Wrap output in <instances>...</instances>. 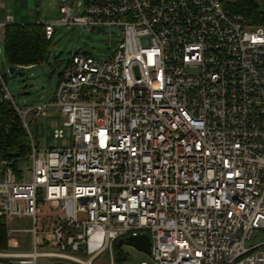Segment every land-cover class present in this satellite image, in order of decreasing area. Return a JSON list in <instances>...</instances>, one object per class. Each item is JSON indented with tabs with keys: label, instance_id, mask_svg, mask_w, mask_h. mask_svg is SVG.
Returning <instances> with one entry per match:
<instances>
[{
	"label": "built area",
	"instance_id": "2783aa9c",
	"mask_svg": "<svg viewBox=\"0 0 264 264\" xmlns=\"http://www.w3.org/2000/svg\"><path fill=\"white\" fill-rule=\"evenodd\" d=\"M59 1L47 40L55 26L122 36L101 62L74 54L50 103L19 108L0 74L30 142L29 180L0 160V264H264V26L222 0ZM49 107L71 148L32 142L26 116ZM141 235L147 260L118 261L116 242Z\"/></svg>",
	"mask_w": 264,
	"mask_h": 264
},
{
	"label": "rangeland",
	"instance_id": "374dc122",
	"mask_svg": "<svg viewBox=\"0 0 264 264\" xmlns=\"http://www.w3.org/2000/svg\"><path fill=\"white\" fill-rule=\"evenodd\" d=\"M65 1L73 4L74 11H76L75 5L81 2V0ZM59 6V0H5V4L0 6V21L4 24L51 23L59 18ZM121 36V30L117 27H103L88 32L78 26H55L54 35L48 45L46 61L38 66L18 69L19 74L9 79L7 70L10 66L5 59L2 32H0V74L19 108L26 109L29 106L50 103L58 75L74 54L84 52L101 62L111 56ZM45 113L46 115L42 116L32 112L26 116L28 131L34 145L40 149L71 148L72 129L63 126L65 118L53 107L47 108ZM54 130H62L63 137L55 139ZM28 167L29 163L26 160L18 164V169L25 180H29ZM29 226V222H26L20 228L27 229ZM21 236L24 245H29V234H21ZM260 243H264V231L254 234L252 244ZM121 251L127 256L126 263L147 260L144 254L126 244H123ZM107 263L108 252L102 253L93 261V264Z\"/></svg>",
	"mask_w": 264,
	"mask_h": 264
},
{
	"label": "trees",
	"instance_id": "16d2710c",
	"mask_svg": "<svg viewBox=\"0 0 264 264\" xmlns=\"http://www.w3.org/2000/svg\"><path fill=\"white\" fill-rule=\"evenodd\" d=\"M223 9L240 14L253 24L264 26V0H222ZM51 39L45 38L44 24H6L2 29V42L6 62L10 67H33L43 64L48 55ZM29 137L22 128L14 110L0 105V160L8 162L18 171V164L27 159ZM6 228L0 218V251L6 250Z\"/></svg>",
	"mask_w": 264,
	"mask_h": 264
},
{
	"label": "water",
	"instance_id": "95a60500",
	"mask_svg": "<svg viewBox=\"0 0 264 264\" xmlns=\"http://www.w3.org/2000/svg\"><path fill=\"white\" fill-rule=\"evenodd\" d=\"M7 73L9 75V79H13L19 74L18 69L15 67H9ZM123 244H126L127 246L134 248L136 251L146 255H148L150 252V239L147 235H141L138 237H128L126 238L125 243L123 239H119L116 242L117 251L115 255L117 260L120 262L125 261V256L122 255L120 250Z\"/></svg>",
	"mask_w": 264,
	"mask_h": 264
},
{
	"label": "crops",
	"instance_id": "0c3cea01",
	"mask_svg": "<svg viewBox=\"0 0 264 264\" xmlns=\"http://www.w3.org/2000/svg\"><path fill=\"white\" fill-rule=\"evenodd\" d=\"M4 4H5V2H4ZM0 24H2V25H6V24H9V23L4 24L3 22L0 21ZM0 32H2V30H0ZM15 68H17V69H21V68H28V67H15ZM37 105H38V104H37ZM34 106H35V105H34ZM30 107H33V106H29V108H30ZM45 115H46V114H45ZM45 115H44V116H45Z\"/></svg>",
	"mask_w": 264,
	"mask_h": 264
}]
</instances>
